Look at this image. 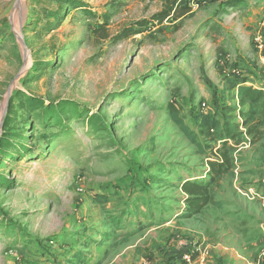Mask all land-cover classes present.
<instances>
[{
    "label": "rangeland",
    "instance_id": "obj_1",
    "mask_svg": "<svg viewBox=\"0 0 264 264\" xmlns=\"http://www.w3.org/2000/svg\"><path fill=\"white\" fill-rule=\"evenodd\" d=\"M76 1L0 0V264H161L177 244L193 258L234 250L243 225L258 231L248 218H264V122L249 135L224 88L233 74L264 85L257 0H187L189 13L146 29L135 22L162 0ZM126 27L136 32L115 39ZM169 105L189 125L210 112L242 138L191 216L179 183L205 179L217 152H201Z\"/></svg>",
    "mask_w": 264,
    "mask_h": 264
},
{
    "label": "trees",
    "instance_id": "obj_2",
    "mask_svg": "<svg viewBox=\"0 0 264 264\" xmlns=\"http://www.w3.org/2000/svg\"><path fill=\"white\" fill-rule=\"evenodd\" d=\"M67 1H70L73 7L83 5V2H78L76 0ZM191 9L192 5L189 4L187 0H162L160 10L152 14L149 19L138 20L135 22V25L139 28L146 29L147 27L149 28V25H153L154 23L155 25H160L169 19L177 20L189 13ZM135 32L136 30L133 28H123L115 39L127 38ZM107 37L108 35L106 34L102 35V38ZM224 88L236 89L235 95L240 107L238 110L239 115L243 118V124L246 126L247 133L254 136L256 130H258L259 126L264 122V85L255 86V84L249 82L246 77L233 74L231 77L225 79ZM24 101L29 103L28 98L24 99ZM168 113L179 130L195 144L201 152L205 153V148H211L217 152V156H210L207 160L208 169L205 179H183L179 183L186 194L184 199L185 211L183 213L186 216H191L199 213L203 207L211 201L208 187L214 184L224 174L231 171L233 164L229 151L232 146L229 145V141L232 140L234 144H238L242 138H240V134L236 132L234 124L227 121L221 124L218 118L210 114V112L203 111L192 116V125L185 122L184 118L179 115L177 109L173 105L168 106ZM199 136L214 142V144H203L200 142ZM216 143H220V145L217 146L218 144Z\"/></svg>",
    "mask_w": 264,
    "mask_h": 264
},
{
    "label": "crops",
    "instance_id": "obj_3",
    "mask_svg": "<svg viewBox=\"0 0 264 264\" xmlns=\"http://www.w3.org/2000/svg\"><path fill=\"white\" fill-rule=\"evenodd\" d=\"M257 1L253 7L255 8L254 12L257 10L256 16L259 17L264 12V1ZM259 82L261 83V81ZM231 92L233 96H235L234 99H237L235 95L236 89H231ZM248 219L250 222H253L252 226L256 227L258 231L245 236L244 231L247 226L243 225L241 243H239L240 245L236 246L234 250L218 248H215L214 250L203 249L201 250L203 252H200L201 254L198 255V257H192V261L190 263H186L181 256L183 249H179V245L177 244L175 246L176 249L174 250L177 253L179 252V255L173 256L168 262L161 264H259L258 252L261 248H264V218L255 217ZM196 251H200L198 247L196 248Z\"/></svg>",
    "mask_w": 264,
    "mask_h": 264
},
{
    "label": "built area",
    "instance_id": "obj_4",
    "mask_svg": "<svg viewBox=\"0 0 264 264\" xmlns=\"http://www.w3.org/2000/svg\"><path fill=\"white\" fill-rule=\"evenodd\" d=\"M252 45L260 53V59H264V19L259 24L256 34L252 37ZM178 247L183 249L181 253L183 260L186 263H190L192 261V251L187 249V245L180 244ZM260 255L264 256V248H261Z\"/></svg>",
    "mask_w": 264,
    "mask_h": 264
}]
</instances>
